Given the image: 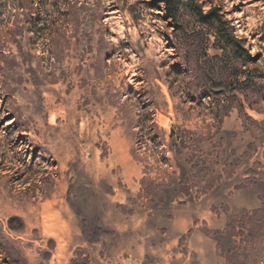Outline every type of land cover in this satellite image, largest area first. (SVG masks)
<instances>
[{
    "label": "rangeland",
    "instance_id": "374dc122",
    "mask_svg": "<svg viewBox=\"0 0 264 264\" xmlns=\"http://www.w3.org/2000/svg\"><path fill=\"white\" fill-rule=\"evenodd\" d=\"M18 1L0 0V264H18L4 247L22 264H264V0H196L222 9L261 86L258 111L240 94L246 112L223 122L205 97L221 52L187 10L177 32L160 0H36L58 19L52 44ZM152 110L167 149L174 128L196 135L168 150L176 183L146 207L137 115ZM181 169L192 195L177 200Z\"/></svg>",
    "mask_w": 264,
    "mask_h": 264
},
{
    "label": "trees",
    "instance_id": "16d2710c",
    "mask_svg": "<svg viewBox=\"0 0 264 264\" xmlns=\"http://www.w3.org/2000/svg\"><path fill=\"white\" fill-rule=\"evenodd\" d=\"M42 2L44 8L50 5V0H39ZM165 7L166 16L171 20L177 32L184 31V24L181 21L182 11L185 9L190 12L197 21L206 28V35L208 37V47L220 51L219 55L209 58L211 61V73L214 76L212 82L213 92L208 93L205 97H213L216 104L219 106L221 102L224 104L215 113L216 119L223 122L224 117L228 116L233 108L238 107L242 112H246L244 101L252 110H257L256 107L249 100L250 93H261V86L256 82L257 75L249 69H243L245 63L251 60L246 44L239 37L235 35L236 29L232 23L226 18L221 8L211 7L205 11L200 3L196 0H160ZM69 4V2H68ZM41 4L36 0H19L16 7L29 13V23L34 28L31 31H40L39 36L48 40L50 43L56 42L58 37V19L54 14L48 13L46 17H42ZM46 13V10H44ZM64 15V14H62ZM64 21V19H62ZM30 27V28H31ZM213 37V41H212ZM190 48L194 47L191 42ZM206 47V45H205ZM242 94L245 100L239 96ZM142 98L146 95H141ZM149 102V101H148ZM235 106V107H234ZM152 103H146L145 110H151ZM139 118V125L142 135L139 138L140 150L144 144L145 151H140L135 155V158L144 164V177L141 180V189L137 196V201L146 207H152L157 204L164 203L168 198V191L176 183L173 176L168 174V170L164 169L169 165L170 158L167 155L168 150L175 155L181 153L182 150L191 149L189 135H196V132L180 128L179 132L172 129L169 137L171 144L169 148L166 147L167 137L166 132L161 129L155 120V112L149 111L145 118ZM151 146V147H150ZM195 148L199 149L198 146ZM153 157L156 164L151 165L148 160ZM181 176L179 178V189L174 195V198L179 200L181 196L189 198L191 193V186L189 182H184L186 172L181 169ZM206 171V167L204 169ZM156 172V177H151V173ZM174 174H176L174 172ZM185 203V201H180ZM8 244V243H7ZM4 253L7 255H14V263L22 264L25 261L24 257L19 251L14 248L4 247ZM73 264H90L87 258L78 259Z\"/></svg>",
    "mask_w": 264,
    "mask_h": 264
}]
</instances>
